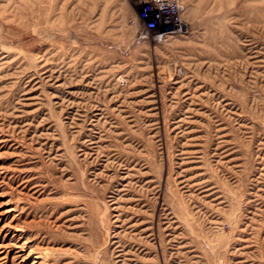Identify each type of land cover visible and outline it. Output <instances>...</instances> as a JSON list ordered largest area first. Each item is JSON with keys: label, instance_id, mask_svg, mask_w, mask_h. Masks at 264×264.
<instances>
[{"label": "rangeland", "instance_id": "374dc122", "mask_svg": "<svg viewBox=\"0 0 264 264\" xmlns=\"http://www.w3.org/2000/svg\"><path fill=\"white\" fill-rule=\"evenodd\" d=\"M0 0V264H264V0Z\"/></svg>", "mask_w": 264, "mask_h": 264}, {"label": "built area", "instance_id": "2783aa9c", "mask_svg": "<svg viewBox=\"0 0 264 264\" xmlns=\"http://www.w3.org/2000/svg\"><path fill=\"white\" fill-rule=\"evenodd\" d=\"M136 18L152 34L167 29L178 31L181 23L179 0H144Z\"/></svg>", "mask_w": 264, "mask_h": 264}]
</instances>
